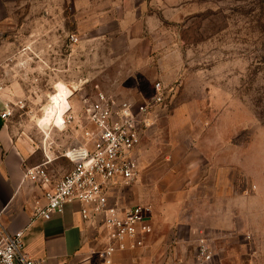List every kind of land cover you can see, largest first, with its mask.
Returning <instances> with one entry per match:
<instances>
[{"label":"rangeland","instance_id":"rangeland-1","mask_svg":"<svg viewBox=\"0 0 264 264\" xmlns=\"http://www.w3.org/2000/svg\"><path fill=\"white\" fill-rule=\"evenodd\" d=\"M135 1L147 5L146 39L132 43L124 34L115 35L110 23L104 37H92L88 31H95L81 28L68 0H0L4 94L14 79L13 99L7 100L18 128L34 133L37 141L64 147L82 134L76 125L64 128L71 105L81 116L83 100L100 91L145 101L161 81L170 97L142 141L140 175L127 187L123 202L148 205L159 217L176 216V224L195 219L197 228L189 239L195 262L231 264L226 236L201 225L207 212L220 210L222 225L229 227L230 213L238 211L240 227L248 222L251 228L264 227V0ZM73 33L80 37L76 44L69 40ZM44 39L49 45L43 57ZM24 53L30 57L25 64ZM14 55L18 60L7 64ZM60 82L73 94L62 96L43 123ZM229 149L239 155L237 179L223 191L222 203L209 204L207 195L214 189L203 182L204 161L228 158ZM195 157L202 164L188 162ZM247 210L255 216L247 219L242 215ZM202 239L215 249L210 263L197 259ZM247 254L264 263V244Z\"/></svg>","mask_w":264,"mask_h":264},{"label":"crops","instance_id":"crops-1","mask_svg":"<svg viewBox=\"0 0 264 264\" xmlns=\"http://www.w3.org/2000/svg\"><path fill=\"white\" fill-rule=\"evenodd\" d=\"M68 2L73 7L81 28L95 31H88L92 37H104L107 34V24L110 23L111 29L114 26L115 35L124 34L130 38L126 42L133 43L136 39L145 38L147 5L144 1L139 4H135V0ZM136 7H140L142 14L136 15ZM147 17L149 18V14ZM47 45L49 44L44 39L43 57ZM39 57L42 60L41 55ZM16 83L14 79H10L7 93L0 94V216L3 225L12 234L24 231V251L40 264H107L98 255L108 243L102 217H98L94 222L84 221L79 203L67 204L63 213L55 214L49 220H33L34 208L46 203V187L24 179V168L44 164L47 157H50L51 162L45 167L52 181L50 185H54L71 171L74 165L67 158L59 156L60 150L66 146L55 147L57 142L48 143V139L37 141L34 133L18 128L13 115L8 119L2 118L1 113L6 109L7 99H13L10 93L15 89ZM73 114H77L76 110H73ZM81 141L82 136L69 145ZM233 150H230L228 158L217 156L214 160L206 158L204 161L206 172L203 182L209 189H214L213 195H207L209 204L222 203L223 191L231 188L232 180L237 179L240 160L238 153ZM199 161V157L188 160L190 164L195 165H198ZM227 171L234 172V176L228 177ZM127 187L120 189L118 197V203L123 207L127 206L123 202ZM260 214L264 216V211ZM240 215L238 211L231 212L228 227L222 225L223 215L220 210L209 211L205 215L207 222L201 227L218 236H226L223 241L230 244L232 249L231 264H264L246 255L253 248L264 244V227L251 228L249 222L246 228L240 227ZM242 215L250 219L255 216V212L247 210ZM178 220L176 216L159 217L152 211L153 232L147 236L145 246L117 252L113 264H197L189 243L193 231L197 228L195 219L176 224ZM184 229L186 235L182 232ZM247 235L252 236V241L246 238Z\"/></svg>","mask_w":264,"mask_h":264},{"label":"built area","instance_id":"built-area-1","mask_svg":"<svg viewBox=\"0 0 264 264\" xmlns=\"http://www.w3.org/2000/svg\"><path fill=\"white\" fill-rule=\"evenodd\" d=\"M71 44L80 41L78 34L69 36ZM21 54L24 62L30 57ZM16 55L6 63H14ZM0 64V94L6 89V67ZM170 90L158 81L154 84V95L145 101H134L100 91L95 97L82 102L81 116L73 114V106L64 113V128L75 126L82 130V141L66 146L59 156L73 163V169L56 184L45 167L51 162L47 157L44 164L25 167L24 179L45 188V205L34 208L33 220H49L64 212L71 203L81 205L84 221L94 222L102 217L108 243L99 251V256L113 264L114 255L127 249L145 246L146 238L153 232L152 209L148 205L120 206V189L131 185L140 175L139 149L148 130L154 123L158 109L167 104ZM14 109L10 101L1 113L8 119ZM24 231L10 233L0 216V264H40L24 251ZM215 249L206 240H201L197 259L202 263L214 260Z\"/></svg>","mask_w":264,"mask_h":264},{"label":"bare ground","instance_id":"bare-ground-1","mask_svg":"<svg viewBox=\"0 0 264 264\" xmlns=\"http://www.w3.org/2000/svg\"><path fill=\"white\" fill-rule=\"evenodd\" d=\"M73 94L72 89H69L66 83L60 82L57 86L55 94L50 96V104L45 108V116L42 120L43 123H47L53 116L54 110L59 107L61 97H70Z\"/></svg>","mask_w":264,"mask_h":264}]
</instances>
